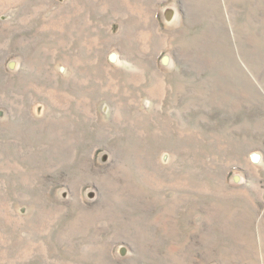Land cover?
Segmentation results:
<instances>
[{
    "label": "rangeland",
    "instance_id": "1",
    "mask_svg": "<svg viewBox=\"0 0 264 264\" xmlns=\"http://www.w3.org/2000/svg\"><path fill=\"white\" fill-rule=\"evenodd\" d=\"M0 264H264V0H0Z\"/></svg>",
    "mask_w": 264,
    "mask_h": 264
}]
</instances>
